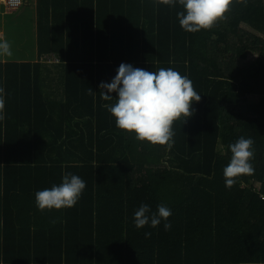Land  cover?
Returning <instances> with one entry per match:
<instances>
[{"label":"trees","instance_id":"obj_1","mask_svg":"<svg viewBox=\"0 0 264 264\" xmlns=\"http://www.w3.org/2000/svg\"><path fill=\"white\" fill-rule=\"evenodd\" d=\"M182 10L35 0L39 58L0 61V264H264V0H234L195 34L181 28ZM121 63L172 68L201 95L169 145L137 141L104 107L114 100L99 86ZM241 136L255 142V172L228 189V145ZM65 173L86 182L78 203L39 211L35 192ZM161 203L171 229H137L135 210Z\"/></svg>","mask_w":264,"mask_h":264},{"label":"clouds","instance_id":"obj_2","mask_svg":"<svg viewBox=\"0 0 264 264\" xmlns=\"http://www.w3.org/2000/svg\"><path fill=\"white\" fill-rule=\"evenodd\" d=\"M234 0H154L175 7L178 3L182 11L178 12L181 28L189 33L212 29L226 18ZM246 4V0H245ZM11 45L0 40V56H11ZM99 95L105 101H113L104 107L115 118L116 127L122 132L134 133L135 139L151 145H169L174 136L173 123L192 116L193 102H200L199 95L188 76H182L172 68H159L147 71L121 63L116 76L110 83L101 82ZM89 94H93L91 88ZM4 88L0 87V120L5 119ZM117 94L116 98L111 95ZM254 140L241 136L228 145L231 158L223 169L225 187L231 189L237 178L252 175L255 172L252 160L255 158ZM86 189V182L78 175L65 173L62 183L51 188L35 192V205L41 212L73 208ZM264 199V197H262ZM150 214V215H149ZM172 211L165 204L157 206L152 212L147 204H141L134 212V225L137 229L145 226L157 228L163 220L164 229L172 225L168 222ZM150 236L151 233H145Z\"/></svg>","mask_w":264,"mask_h":264},{"label":"rangeland","instance_id":"obj_3","mask_svg":"<svg viewBox=\"0 0 264 264\" xmlns=\"http://www.w3.org/2000/svg\"><path fill=\"white\" fill-rule=\"evenodd\" d=\"M31 12L32 8L23 4L19 13L6 15L4 8L0 7V40H7L10 43L12 50V55L8 56L10 58L29 59L34 55V24ZM253 33L260 35L254 31ZM256 59L257 55L250 54L241 65L246 66Z\"/></svg>","mask_w":264,"mask_h":264},{"label":"crops","instance_id":"obj_4","mask_svg":"<svg viewBox=\"0 0 264 264\" xmlns=\"http://www.w3.org/2000/svg\"><path fill=\"white\" fill-rule=\"evenodd\" d=\"M24 5L28 6V8H32V12H31V17L33 18V24H34V40H35V17H36V11H35V0H23ZM0 7L4 8L3 5H0ZM23 8V7H22ZM21 8V9H22ZM20 9V10H21ZM20 12V11H19ZM18 12V13H19ZM6 14V13H5ZM7 15V14H6ZM38 54H36V49L34 47V55H32V57H30L29 59H17L16 57H8V56H1L0 57V61L1 62H7V61H16V62H21V61H35L36 59H38Z\"/></svg>","mask_w":264,"mask_h":264},{"label":"built area","instance_id":"obj_5","mask_svg":"<svg viewBox=\"0 0 264 264\" xmlns=\"http://www.w3.org/2000/svg\"><path fill=\"white\" fill-rule=\"evenodd\" d=\"M24 2L23 0H0V5L4 6L5 13L7 15L14 14L20 10V8L23 6ZM45 60L47 61H56L59 62L60 59H58L56 56H45Z\"/></svg>","mask_w":264,"mask_h":264}]
</instances>
